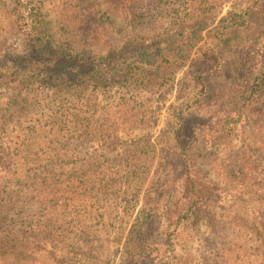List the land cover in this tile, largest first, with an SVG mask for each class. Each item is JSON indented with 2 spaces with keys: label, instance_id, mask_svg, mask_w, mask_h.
<instances>
[{
  "label": "rangeland",
  "instance_id": "374dc122",
  "mask_svg": "<svg viewBox=\"0 0 264 264\" xmlns=\"http://www.w3.org/2000/svg\"><path fill=\"white\" fill-rule=\"evenodd\" d=\"M22 59L0 264H264V0H0Z\"/></svg>",
  "mask_w": 264,
  "mask_h": 264
},
{
  "label": "trees",
  "instance_id": "16d2710c",
  "mask_svg": "<svg viewBox=\"0 0 264 264\" xmlns=\"http://www.w3.org/2000/svg\"><path fill=\"white\" fill-rule=\"evenodd\" d=\"M41 46H42V44H41ZM41 46H36L34 49H32V52L37 56V55H40V53H39V51H38V49H40L41 50ZM42 52V51H41ZM0 62H1V60H0ZM18 62V61H17ZM5 62L4 63V65H3V67L2 66H0V71H6V72H9L13 67L14 68H16L18 65H21L22 63H25L26 62V64H28V62H27V60L25 61V60H23L22 59V61L20 62ZM12 63H14V64H12ZM12 66V68L10 69L9 68V66ZM10 69V70H9ZM36 71L37 72H39L40 73V71H42L41 70V68L40 67H36ZM0 73H2V72H0ZM0 78H2V75H0Z\"/></svg>",
  "mask_w": 264,
  "mask_h": 264
}]
</instances>
